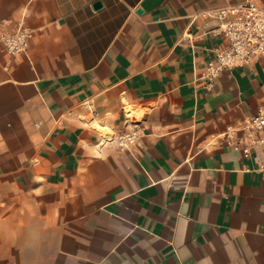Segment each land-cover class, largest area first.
I'll return each mask as SVG.
<instances>
[{"label": "crops", "instance_id": "1", "mask_svg": "<svg viewBox=\"0 0 264 264\" xmlns=\"http://www.w3.org/2000/svg\"><path fill=\"white\" fill-rule=\"evenodd\" d=\"M246 1L0 0L31 31L0 44V264H264L262 155L226 136L264 58L200 79L228 45L203 14Z\"/></svg>", "mask_w": 264, "mask_h": 264}, {"label": "built area", "instance_id": "2", "mask_svg": "<svg viewBox=\"0 0 264 264\" xmlns=\"http://www.w3.org/2000/svg\"><path fill=\"white\" fill-rule=\"evenodd\" d=\"M218 21L217 32L228 40V45L214 50V56L201 73V81L210 88L222 74L236 68H246L264 58V4L256 0L229 5L205 12ZM31 31L24 23H18L11 33L0 34V44L8 53L18 55L27 51ZM140 132L133 129L121 134L117 141L121 150L131 151L139 144ZM228 144L242 151L246 158L261 154L258 171L264 177V109L245 120L237 128L226 133Z\"/></svg>", "mask_w": 264, "mask_h": 264}, {"label": "water", "instance_id": "3", "mask_svg": "<svg viewBox=\"0 0 264 264\" xmlns=\"http://www.w3.org/2000/svg\"><path fill=\"white\" fill-rule=\"evenodd\" d=\"M100 6H101L100 3H96V4H95V8H99Z\"/></svg>", "mask_w": 264, "mask_h": 264}]
</instances>
